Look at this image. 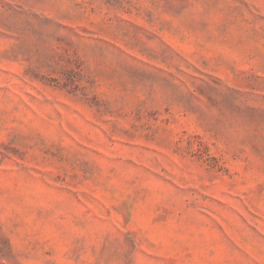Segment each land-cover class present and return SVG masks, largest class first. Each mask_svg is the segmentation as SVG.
<instances>
[{"label": "rangeland", "instance_id": "obj_1", "mask_svg": "<svg viewBox=\"0 0 264 264\" xmlns=\"http://www.w3.org/2000/svg\"><path fill=\"white\" fill-rule=\"evenodd\" d=\"M0 264H264V0H0Z\"/></svg>", "mask_w": 264, "mask_h": 264}]
</instances>
